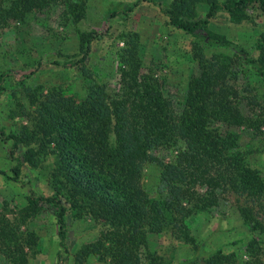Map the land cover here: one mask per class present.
<instances>
[{
  "label": "trees",
  "instance_id": "1",
  "mask_svg": "<svg viewBox=\"0 0 264 264\" xmlns=\"http://www.w3.org/2000/svg\"><path fill=\"white\" fill-rule=\"evenodd\" d=\"M201 2L208 4L206 18L195 19ZM58 4L74 23L86 11V0H20L15 7L0 5V27L12 18L25 20L34 9ZM137 5L113 11L109 18L127 16ZM254 6L264 11V0H172L164 9L173 26L233 51V55L207 58L199 50L196 72L176 95L143 71L135 32L117 53L115 88L92 80L80 100L42 92L34 100L31 125L11 132L0 127L3 140L12 143L8 157L16 161L7 179L25 184L21 158L15 155L20 146L32 167L44 157L54 158L53 192L30 190L26 204L32 213L43 204L53 208L61 246L57 264L67 260L68 214L92 217L102 226L101 236L85 245L84 252L103 261L110 258L111 264H162L150 250L149 238L166 231L195 250L179 264H264L259 237L264 234V218L253 205L240 207L243 222L254 235L242 253L201 248L188 225L193 215L216 206L227 188L255 203L264 200V169L250 159L254 142L264 141V105L258 93H250L264 85V32L259 36L258 56L253 57L209 28L219 11L241 23L250 18ZM79 36L83 57L76 63L91 57L92 42L103 34L91 31ZM81 70L91 78L85 64ZM6 76L0 74V94ZM242 80L249 82L247 94L236 85ZM83 146L90 147V157L81 151ZM160 152L172 157L161 158ZM149 162L161 168L153 192L142 183Z\"/></svg>",
  "mask_w": 264,
  "mask_h": 264
},
{
  "label": "rangeland",
  "instance_id": "2",
  "mask_svg": "<svg viewBox=\"0 0 264 264\" xmlns=\"http://www.w3.org/2000/svg\"><path fill=\"white\" fill-rule=\"evenodd\" d=\"M171 2L86 0L85 14L78 23L72 21L66 8L60 4L43 10L34 9L25 20L10 19L0 27V74L7 75L0 94V127L11 132L31 125L36 109L34 100L42 92L80 100L92 80L115 88L119 77L117 53L129 35L135 32L139 35L143 71L158 78L175 95L196 72L199 50L207 58L233 55L231 49L211 45L200 35L173 26L164 12ZM19 3L20 0H0V5L6 8ZM136 3L138 5L129 15L109 18V13ZM207 12L208 4L199 3L195 19L206 18ZM250 12L248 20L234 23L226 12L219 11L211 19L209 28L257 57L259 36L264 32V11L254 6ZM91 31L103 36L92 42L91 57L76 63L83 57L79 35ZM84 64L91 72V78L81 70ZM245 83L242 80L236 84L243 94H247L245 91L250 86L249 82L248 85ZM256 87L250 93H258L264 105V85ZM11 144L0 135V264H57L61 246L53 208L43 204L38 213H32L28 212L26 204L30 190L44 195L53 192L50 176L54 158L44 157L37 167H32L24 160L25 148L20 146L15 155L21 158L23 185L7 179L16 163L8 157ZM81 151L90 157V147L83 146ZM159 156L172 157L167 152H160ZM250 159L252 165L264 169V141L254 142ZM160 171L157 162L145 164L142 183L147 191L153 192L159 185ZM245 204L253 205L255 213L264 218V200L255 203L228 188L222 191L216 206L193 215L188 225L198 245L208 251L220 248L224 252L242 253L248 240L254 236L240 215V207ZM67 223L66 264H111L110 258L103 261L98 255L84 252L85 245L101 236L102 226L94 218L79 219L68 214ZM259 237L264 260V234ZM149 244L162 264H179L195 255L193 247L168 231L151 235Z\"/></svg>",
  "mask_w": 264,
  "mask_h": 264
}]
</instances>
